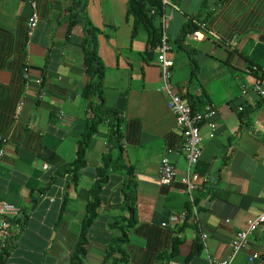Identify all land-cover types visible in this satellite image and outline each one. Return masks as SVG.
I'll list each match as a JSON object with an SVG mask.
<instances>
[{"label": "crops", "instance_id": "crops-1", "mask_svg": "<svg viewBox=\"0 0 264 264\" xmlns=\"http://www.w3.org/2000/svg\"><path fill=\"white\" fill-rule=\"evenodd\" d=\"M70 1L35 0L38 20L28 35V0H0V201L19 209L0 242V264H69L94 170L107 150L117 151L103 117L86 147L84 167L76 177L62 170L93 115L89 104L97 101L80 94L85 73L78 41L86 26L96 29L103 104L119 115L122 164L102 187L81 264L228 259L234 233L264 209V99L252 89L254 73L244 71L264 66V0H165L159 22L172 60L171 91L194 110L208 102L216 109L199 125L193 171L207 179L191 200L179 182L186 168L180 130L159 89L160 41L148 50L144 32L131 37L126 0H79L80 17L71 25ZM197 21L213 36L195 40ZM185 26L192 29L180 43L189 50L176 41ZM162 157L175 169L168 185L157 182ZM127 176L134 182V220L124 227L122 256L102 262L106 244L118 234L111 222L127 216L119 189ZM251 254L256 257L248 260ZM229 264H264V225L248 235Z\"/></svg>", "mask_w": 264, "mask_h": 264}, {"label": "trees", "instance_id": "trees-1", "mask_svg": "<svg viewBox=\"0 0 264 264\" xmlns=\"http://www.w3.org/2000/svg\"><path fill=\"white\" fill-rule=\"evenodd\" d=\"M80 2L79 0H71L69 4V11L71 18L69 24L79 19L80 15ZM164 11V3L162 0H126V18L130 17L131 26L130 34L133 37L137 32H144L146 34L147 49H153L160 41L161 27L159 17ZM192 28L185 26V29L181 31L177 44L189 50L187 46L182 45L180 40L185 33L191 31ZM96 29L90 26H86L84 36L79 39L78 44L82 48V64L85 73V83L80 90V94L83 98L89 95H95L97 101L93 104H89L93 115L88 119L83 130L80 133V137L75 143L74 157L72 161L62 168L64 171L72 173V177H76L81 168L85 165V150L90 141V137L95 133L97 124L108 117V132L107 138L111 143V148H117L116 153L113 155L112 150H107L104 158L101 160L100 165L94 170V179L89 187V198L84 205V214L80 221V226L77 233L76 245L70 258L69 264H81L85 255V245L88 241V231L92 223L97 217V209L101 204V191L102 187L106 185L109 180V175L112 172H119L121 169L120 164V134L118 128L119 115L116 110L107 108L103 104L101 94V77L104 71V67L98 60V57L94 51ZM146 50V52L148 51ZM192 60V65H194ZM196 71L195 67L192 68V74ZM110 118V119H109ZM128 172V171H126ZM199 174L202 172L199 170ZM121 193V207L127 212V216L121 220H114L111 222V226L118 231L117 236H114L106 244L104 250L103 261L107 259L114 260L115 254L122 256L123 250L121 244L126 240V232L124 227H129L133 222V199H134V182L128 176L120 184ZM120 205V204H119ZM198 245L192 248V253L198 251ZM2 248V247H1ZM4 250L0 249V255ZM191 253V254H192ZM189 254V255H191ZM121 259V257H120Z\"/></svg>", "mask_w": 264, "mask_h": 264}, {"label": "built area", "instance_id": "built-area-1", "mask_svg": "<svg viewBox=\"0 0 264 264\" xmlns=\"http://www.w3.org/2000/svg\"><path fill=\"white\" fill-rule=\"evenodd\" d=\"M162 0V3H165ZM30 6V12L26 21L27 34L30 35L34 27L36 26L38 17L35 9V0H28ZM196 28L191 31V35L195 40H201L204 36L212 35L207 30L206 24L203 21H197L195 23ZM163 26V23H162ZM213 36V35H212ZM169 45L166 42L164 35L161 36L160 43L157 47L156 60L160 69V85L159 89L167 94L166 107L173 114L175 125L179 128L182 137L181 151L185 159V172L180 177L182 191L191 198L193 190L198 188L201 182L206 181V176L199 175L193 171V167L200 157V133L199 125L203 120L214 116L216 109L210 102L205 103L200 110H194L188 103H186L179 94L171 91V84L169 80V69L172 65V60L166 56V52ZM244 71L254 73V82L252 89L257 96L264 99V66H257L251 64L244 68ZM41 96V93H39ZM61 116V115H60ZM1 154V149H0ZM175 175V169L166 157H162L159 161V168L157 174V182L160 185H168ZM194 211V206L192 205ZM19 209L4 201H0V242H3L9 235V219L16 216ZM184 213L171 214L169 216L170 221H176L183 216ZM164 225V222L161 223ZM264 225V209L259 211L253 216L248 225L240 230H237L232 239L230 240V257L228 259L218 260L215 264H229L230 258L243 248L247 244L248 235L260 226ZM204 237V234L201 235ZM256 257L255 254H251L248 260ZM177 264V263H169Z\"/></svg>", "mask_w": 264, "mask_h": 264}]
</instances>
